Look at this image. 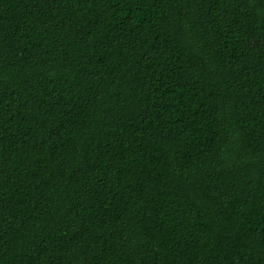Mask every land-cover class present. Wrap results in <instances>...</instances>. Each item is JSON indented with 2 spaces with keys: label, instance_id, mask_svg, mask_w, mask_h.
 <instances>
[{
  "label": "trees",
  "instance_id": "1",
  "mask_svg": "<svg viewBox=\"0 0 264 264\" xmlns=\"http://www.w3.org/2000/svg\"><path fill=\"white\" fill-rule=\"evenodd\" d=\"M0 264H264V0H0Z\"/></svg>",
  "mask_w": 264,
  "mask_h": 264
}]
</instances>
